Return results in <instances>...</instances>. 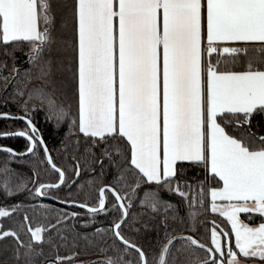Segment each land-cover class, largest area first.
Listing matches in <instances>:
<instances>
[{"label":"snow or ice","instance_id":"obj_1","mask_svg":"<svg viewBox=\"0 0 264 264\" xmlns=\"http://www.w3.org/2000/svg\"><path fill=\"white\" fill-rule=\"evenodd\" d=\"M9 103L23 115L0 120L24 127L0 139L26 148L0 145V264H42L45 248L53 264H76L79 253L59 250L80 241L104 253L80 264H264V0H0ZM39 111L69 125L65 167L34 123ZM51 200L86 209L85 230L113 218L82 232L84 213ZM204 212L230 227H207Z\"/></svg>","mask_w":264,"mask_h":264},{"label":"trees","instance_id":"obj_2","mask_svg":"<svg viewBox=\"0 0 264 264\" xmlns=\"http://www.w3.org/2000/svg\"><path fill=\"white\" fill-rule=\"evenodd\" d=\"M0 112H11L13 114L23 115V113L18 112L17 107L11 103H9L7 106H0ZM33 119H34V123H36L37 127L42 130L43 136H44V138H45V140H46V142H47V144L51 150V154H52L54 160L61 167L67 166L68 161L62 155V153L58 150L62 148L61 141L64 139L65 135L68 134L69 125H67V124L62 125L59 129L55 128L53 126V124L46 123L45 113L43 111H39V112L34 113ZM23 127H24V123L22 121H19V120H17V121L0 120V130H20ZM71 139H75V137H71ZM0 145H5L8 147H11V148L15 149L16 151H24L26 148V142L22 138H20V139H18V138L0 139ZM97 155H99L98 150H97ZM21 159L22 160H30V157H23ZM6 160H8V156L4 153H0V164H3ZM105 164H107V161H105ZM9 166L12 168H15L17 171H20V172H28L29 171L28 165L23 164V163L13 162ZM81 167L82 168L85 167L84 162L81 163ZM93 167L96 168V172L92 175L98 176L100 173V166L97 164V165H94ZM187 175L189 177H194V176L202 177L203 172L194 170V171H189L187 173ZM85 178H91V175L87 171H85L81 177V179H85ZM44 179H45V181H48V180L54 181L55 180V174H53L51 177L45 176ZM110 181H111V172L109 171L108 177L105 179L104 182L108 183ZM97 187H99V185H97ZM68 191H69V189H65L64 192L61 193V199L66 198V194ZM162 195L167 200H171L173 202L178 201V197L172 196L167 192L162 193ZM74 198H76L78 200H83L82 196L74 197ZM48 203L53 205L57 210L63 209V210L68 211L69 213L72 211L84 213L83 216L77 218V220L75 221V223L77 225V229L79 231H82V232L87 231V232L91 233L97 227H100V228L108 227L110 222H111V219L113 218L112 213H107V214L101 213L94 218L95 224L91 225L87 230H85L82 227L83 222L93 219L91 216H89L87 214V210L81 209V208H76V207L75 208L64 207V206L57 205V204L50 202V201H48ZM89 203L94 204L95 203V197L92 200H90ZM132 211L133 212L140 211V209L134 207L132 209ZM181 214H183V207H181ZM199 219L201 221L206 220L208 222L207 227H211L212 221H215L217 224H219V226L221 228H224L225 230H227V228L229 227V225H227L225 223V220L222 217H220L218 214H213L210 212H204L203 215L199 216ZM246 221H248L249 223L261 222L260 218L258 216H254V218L252 220H250V221L246 220ZM177 233L183 234V233H187V232H185L184 229H182V228H177ZM25 239H27V238L25 237ZM109 243H111V240H109ZM73 252L79 253V255L77 257L76 264H80L81 261L89 262V261H91L95 258H99V257L104 258V253L100 252L97 248L85 247L84 241H80V245L78 247L73 248L70 245L68 248H61L59 250L60 255H71ZM44 253H45V256L47 258L42 260V264H49V263L53 264V260H54L56 254L50 252V250L48 248L44 249ZM201 255H203V253H201Z\"/></svg>","mask_w":264,"mask_h":264},{"label":"water","instance_id":"obj_3","mask_svg":"<svg viewBox=\"0 0 264 264\" xmlns=\"http://www.w3.org/2000/svg\"><path fill=\"white\" fill-rule=\"evenodd\" d=\"M50 202H53V203H55V204H57V205H60V206L69 207V206H67V205H64V204L60 203L59 200H51ZM76 208H78V207H76ZM85 210H86V209H85ZM183 234H188V233H183ZM102 259H104V258H103V257H99V258H95V259H93V260H91V261H98V260H102ZM91 261H89V262H91ZM49 264H50V263H49Z\"/></svg>","mask_w":264,"mask_h":264},{"label":"crops","instance_id":"obj_4","mask_svg":"<svg viewBox=\"0 0 264 264\" xmlns=\"http://www.w3.org/2000/svg\"><path fill=\"white\" fill-rule=\"evenodd\" d=\"M223 218V217H222ZM242 218H244L243 217V214H242ZM224 220H225V218H223ZM246 222H248V221H246ZM249 223V222H248ZM249 224H258V223H249ZM229 227H230V225H229Z\"/></svg>","mask_w":264,"mask_h":264}]
</instances>
